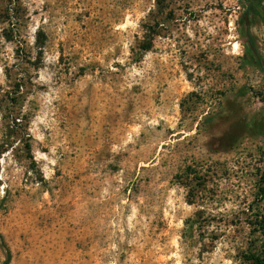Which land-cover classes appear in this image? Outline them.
I'll return each instance as SVG.
<instances>
[{"label":"rangeland","instance_id":"rangeland-1","mask_svg":"<svg viewBox=\"0 0 264 264\" xmlns=\"http://www.w3.org/2000/svg\"><path fill=\"white\" fill-rule=\"evenodd\" d=\"M249 11L0 0V143L21 131L0 156V264L8 250L9 264H251L263 240L221 222L264 168V22Z\"/></svg>","mask_w":264,"mask_h":264},{"label":"trees","instance_id":"trees-1","mask_svg":"<svg viewBox=\"0 0 264 264\" xmlns=\"http://www.w3.org/2000/svg\"><path fill=\"white\" fill-rule=\"evenodd\" d=\"M250 1V11L248 12V15H258L262 21L264 22V6L261 8V10L256 9L255 6L252 3V0ZM260 3H264V0H258ZM252 12V14H251ZM146 31L147 36L149 35L150 38L146 39L141 45L140 49L141 52L146 53L150 51L153 48V39L156 34V31L150 26L146 25ZM250 51H252V48H249ZM21 111L15 112L12 116L11 120L16 123V126H20L21 120H18L20 118ZM16 134H20L21 131H16ZM14 131L10 134L9 139H6L2 143H0V156L2 153L6 152L11 145V136L15 134ZM27 148H31V144L27 142ZM256 170L258 172L256 173V183H255V191L252 193V199L251 201H245L243 204H240L237 209L231 214L233 218L223 215L221 222L227 226V228H230L232 225H247V227L250 228V233L253 236H256L263 240L264 243V168L262 167H256ZM188 173H196L197 170H195L192 166H188L187 170ZM0 236H2L0 234ZM11 251H7V260L4 264H9L11 260ZM248 260L251 262V264H264V245L261 249H257L256 251L250 253L248 255Z\"/></svg>","mask_w":264,"mask_h":264},{"label":"flooded vegetation","instance_id":"flooded-vegetation-1","mask_svg":"<svg viewBox=\"0 0 264 264\" xmlns=\"http://www.w3.org/2000/svg\"><path fill=\"white\" fill-rule=\"evenodd\" d=\"M252 3H253V5L255 6L256 9L261 10L262 7H261L260 3L258 2V0H252ZM251 14H252V12H251Z\"/></svg>","mask_w":264,"mask_h":264},{"label":"bare ground","instance_id":"bare-ground-1","mask_svg":"<svg viewBox=\"0 0 264 264\" xmlns=\"http://www.w3.org/2000/svg\"><path fill=\"white\" fill-rule=\"evenodd\" d=\"M235 46L237 47L238 46V43H235Z\"/></svg>","mask_w":264,"mask_h":264}]
</instances>
